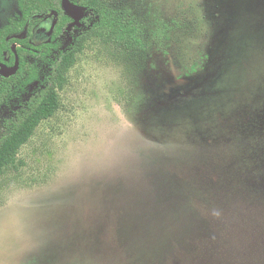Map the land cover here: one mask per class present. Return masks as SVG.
<instances>
[{
    "label": "rangeland",
    "instance_id": "obj_1",
    "mask_svg": "<svg viewBox=\"0 0 264 264\" xmlns=\"http://www.w3.org/2000/svg\"><path fill=\"white\" fill-rule=\"evenodd\" d=\"M116 1L144 57L91 40L56 79L0 174V200L30 194L0 264H264V0Z\"/></svg>",
    "mask_w": 264,
    "mask_h": 264
},
{
    "label": "trees",
    "instance_id": "obj_2",
    "mask_svg": "<svg viewBox=\"0 0 264 264\" xmlns=\"http://www.w3.org/2000/svg\"><path fill=\"white\" fill-rule=\"evenodd\" d=\"M16 1L18 11L0 26V62L14 64V44L20 57L16 74H0V174L14 167L21 147L58 110L54 82L62 83L88 41L106 45L111 55L118 50L120 56L144 57L150 34L131 9L116 0H71L87 8L81 25L71 30L74 19L66 13L63 0ZM48 18L46 38L35 41Z\"/></svg>",
    "mask_w": 264,
    "mask_h": 264
},
{
    "label": "clouds",
    "instance_id": "obj_3",
    "mask_svg": "<svg viewBox=\"0 0 264 264\" xmlns=\"http://www.w3.org/2000/svg\"><path fill=\"white\" fill-rule=\"evenodd\" d=\"M29 196L28 192L20 190L7 200H0V240L6 228L15 235L22 227L23 209L28 206ZM212 214L218 216L219 212L213 210Z\"/></svg>",
    "mask_w": 264,
    "mask_h": 264
},
{
    "label": "water",
    "instance_id": "obj_4",
    "mask_svg": "<svg viewBox=\"0 0 264 264\" xmlns=\"http://www.w3.org/2000/svg\"><path fill=\"white\" fill-rule=\"evenodd\" d=\"M63 6L67 14L72 16L74 21L69 25L68 30H71L74 26H80L81 25V19L85 16L86 7L80 4L73 3L71 0H63ZM54 17L56 18L58 16L56 11H53L52 13ZM55 24L52 26V31L55 27ZM51 31V33H52ZM50 33V35H51ZM19 37H23L24 35H18ZM13 52L15 54V62L13 65H8L4 62H0V74L5 77H10L14 74H16L20 68V57L17 52V45H13Z\"/></svg>",
    "mask_w": 264,
    "mask_h": 264
},
{
    "label": "flooded vegetation",
    "instance_id": "obj_5",
    "mask_svg": "<svg viewBox=\"0 0 264 264\" xmlns=\"http://www.w3.org/2000/svg\"><path fill=\"white\" fill-rule=\"evenodd\" d=\"M50 23H51V18H50V19L48 18V22H47L48 28L50 27ZM40 29H42V27L39 28L38 31H40ZM12 65H13V64H12Z\"/></svg>",
    "mask_w": 264,
    "mask_h": 264
}]
</instances>
